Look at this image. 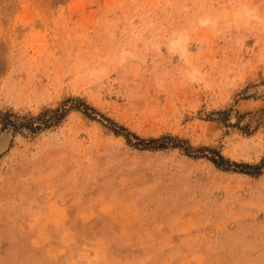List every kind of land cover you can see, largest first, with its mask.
<instances>
[{"label": "rangeland", "instance_id": "rangeland-1", "mask_svg": "<svg viewBox=\"0 0 264 264\" xmlns=\"http://www.w3.org/2000/svg\"><path fill=\"white\" fill-rule=\"evenodd\" d=\"M0 264H264V0H0Z\"/></svg>", "mask_w": 264, "mask_h": 264}]
</instances>
